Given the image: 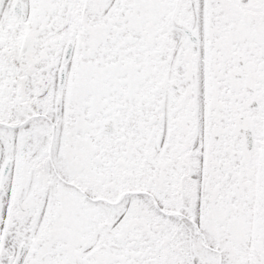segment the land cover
<instances>
[{
  "label": "snow or ice",
  "instance_id": "snow-or-ice-1",
  "mask_svg": "<svg viewBox=\"0 0 264 264\" xmlns=\"http://www.w3.org/2000/svg\"><path fill=\"white\" fill-rule=\"evenodd\" d=\"M0 264H264V0H0Z\"/></svg>",
  "mask_w": 264,
  "mask_h": 264
}]
</instances>
